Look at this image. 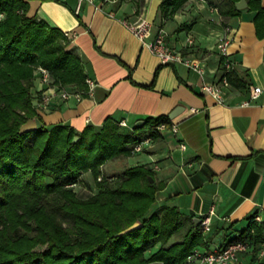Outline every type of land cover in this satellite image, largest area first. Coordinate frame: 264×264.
<instances>
[{"label":"crops","instance_id":"crops-1","mask_svg":"<svg viewBox=\"0 0 264 264\" xmlns=\"http://www.w3.org/2000/svg\"><path fill=\"white\" fill-rule=\"evenodd\" d=\"M26 1L27 15L71 33L66 48L78 55L85 73L86 88L78 89L54 79L44 83L34 72L32 91L46 126L61 123L81 131L110 118L115 123L125 120L120 129L130 131L138 120L167 116L177 130L150 136L141 128L140 136H148L145 153L130 165L151 168L161 184L150 212L177 206L187 216L171 241L181 238L189 218H199L211 206L215 213L210 228L192 248L212 251L225 245L248 225L249 217L264 227V9L255 19L256 9L249 8L247 0L244 8L234 4L235 9L227 0H185L166 14L160 9L162 0H120L102 7L87 0L78 6L77 0ZM258 1L264 8V0ZM139 15L151 21V36L162 26L169 46L201 60L203 75L183 62L161 63L121 22ZM226 33L227 52L243 83L223 86L224 99L218 102L200 85L223 74L217 47L219 36ZM187 35L193 38L190 44ZM253 85L261 86V93L243 103ZM62 89L78 95L61 97ZM43 94L49 98L42 100ZM177 105L182 109L170 117ZM255 215L261 221L254 220ZM252 250L241 253L235 264H264V254Z\"/></svg>","mask_w":264,"mask_h":264},{"label":"trees","instance_id":"trees-1","mask_svg":"<svg viewBox=\"0 0 264 264\" xmlns=\"http://www.w3.org/2000/svg\"><path fill=\"white\" fill-rule=\"evenodd\" d=\"M183 1L162 0V14ZM227 1L235 9L236 0ZM247 3L256 9L255 19L262 14L258 0ZM27 4L0 0V264H180L203 233L189 218L181 238L167 244L187 216L177 206L147 214L161 187L151 168L135 164L115 179L103 175L86 198L69 187L86 170L97 178L106 160L128 155L144 139L141 128L157 136L156 125L169 118L148 117L130 131L110 118L81 131L61 123L46 126L29 91L35 66L48 69L58 85L78 89L86 88L85 73L78 55L66 48L65 33L27 15ZM222 75L234 86L243 83L235 68ZM31 117L37 127L20 132ZM249 218L236 236L252 243L255 252L264 242V227ZM136 219L139 227L117 234Z\"/></svg>","mask_w":264,"mask_h":264},{"label":"built area","instance_id":"built-area-1","mask_svg":"<svg viewBox=\"0 0 264 264\" xmlns=\"http://www.w3.org/2000/svg\"><path fill=\"white\" fill-rule=\"evenodd\" d=\"M77 6L82 0H77ZM94 3L97 7H102L104 5H111L118 3L120 0H87ZM112 14V11H109ZM121 22L125 25L131 33H133L140 41L141 44L147 49L155 54L161 63H172V62H183L189 68L197 71L203 75L205 67L204 63L199 59L191 58L186 54L182 53V50L176 47L169 46L165 40L166 31L162 26H159L156 33L151 36V21L145 16L139 15L133 20L127 18H121ZM66 36H70L71 33L64 32ZM228 33L219 36L218 40V53L221 56V65L224 71L231 70L234 67V62L229 56L228 44L230 38H228ZM187 43H192L193 38L191 35H187L185 38ZM39 77L41 80L47 84L51 83V76L48 69L44 67L38 68ZM91 83V81H89ZM228 79L225 75H221L217 80H203L200 85L202 92L211 94L218 102L223 101L222 89L223 86L227 85ZM262 91L261 86L253 85L250 88L249 98L243 103L252 102ZM71 95H78L75 90L62 89L60 91L61 97H68ZM49 97L47 94L42 95V100H47ZM196 108H193L195 110ZM118 124L120 126H125L127 123L125 120H119ZM157 130H170L175 132L177 130L176 124L160 122L156 125ZM148 141V138L141 139L135 142L129 149L131 154H136L143 149V144ZM186 147L185 143H180V148L184 149ZM215 213L214 208L211 206L206 212H204L199 218L201 233L205 234L210 228L212 215ZM254 220L261 221L258 215H255ZM254 245L247 240L237 237L236 235L231 237V239L222 246L217 247L212 251H204L199 248H193L187 256L183 259L180 264H235L239 260V255L245 251L252 250ZM258 255L264 254V242H261L257 250Z\"/></svg>","mask_w":264,"mask_h":264},{"label":"rangeland","instance_id":"rangeland-1","mask_svg":"<svg viewBox=\"0 0 264 264\" xmlns=\"http://www.w3.org/2000/svg\"><path fill=\"white\" fill-rule=\"evenodd\" d=\"M2 16L3 15L1 14L0 17H2ZM39 67H40L39 65L35 66L34 72L37 73ZM36 73H34V75ZM34 75L32 76V83H31V86L29 87V91H30L31 96L37 102L38 101L37 95L35 94L36 91H32L33 80L36 77ZM37 75H38V73H37ZM50 75H52V74L50 73ZM51 77H53V76H51ZM52 79H54V78H51V80ZM52 82H53V80H52ZM36 106H37V103H36ZM127 130H128L127 127L122 128V131H127ZM31 137L29 138L30 140H31ZM144 150H145V144H143V149L141 151H139L138 153H136L135 155L131 154L129 151L128 155L119 154L116 157L108 159L109 161L104 167H102V165H101V173L98 174L97 178L94 177L93 173L90 170L83 171L80 174V176L78 177L77 181L75 183L70 184L69 187L72 188V190L76 193V195L81 197V198H86L88 196H91L93 193H95L97 191L96 182L99 181L103 175L104 176L106 175V176H109V178L115 179L116 175L119 172H121L126 166H129L130 164L133 163V161L137 158L136 155L142 156L143 153H145ZM105 162H107V160ZM158 212L159 211H157V213ZM149 213H150V211L148 210L147 214H149ZM171 236L169 237L167 244L172 242ZM179 239H180V237H179ZM176 240H178V239H174V241H176ZM42 247L43 246H40V245L37 246V248H42ZM148 254L149 253L146 252V255H148Z\"/></svg>","mask_w":264,"mask_h":264},{"label":"water","instance_id":"water-1","mask_svg":"<svg viewBox=\"0 0 264 264\" xmlns=\"http://www.w3.org/2000/svg\"><path fill=\"white\" fill-rule=\"evenodd\" d=\"M236 8H244L246 6V0H236L234 2ZM32 103L34 105H36V100H32ZM182 109V106L177 105L175 106L170 112H169V116L170 117H174L178 114V112ZM143 120H138L135 122V125L139 126L142 125ZM37 127V123H36V119L34 117H31L29 119H27L25 122H23L20 125L19 131L20 132H25V131H30V130H34ZM77 135H74L73 137V141H75L77 139ZM150 180L152 181V177H150ZM201 219L200 218H194V222L195 224L199 223ZM141 225V221L139 219H136L133 223H131L129 226L123 228L122 230H120L119 232H117V234H122L124 232L130 231L134 228H137Z\"/></svg>","mask_w":264,"mask_h":264}]
</instances>
